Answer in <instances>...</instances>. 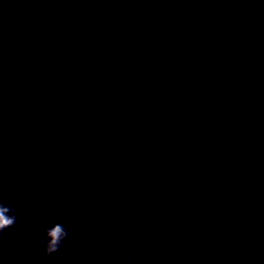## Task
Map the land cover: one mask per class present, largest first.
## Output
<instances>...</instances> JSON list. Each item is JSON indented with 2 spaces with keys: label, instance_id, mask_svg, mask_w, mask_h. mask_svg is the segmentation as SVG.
Masks as SVG:
<instances>
[{
  "label": "water",
  "instance_id": "95a60500",
  "mask_svg": "<svg viewBox=\"0 0 264 264\" xmlns=\"http://www.w3.org/2000/svg\"><path fill=\"white\" fill-rule=\"evenodd\" d=\"M0 201L2 264H264V0H0Z\"/></svg>",
  "mask_w": 264,
  "mask_h": 264
},
{
  "label": "clouds",
  "instance_id": "9594fccd",
  "mask_svg": "<svg viewBox=\"0 0 264 264\" xmlns=\"http://www.w3.org/2000/svg\"><path fill=\"white\" fill-rule=\"evenodd\" d=\"M16 222V215L12 208L5 206V203L0 201V234L5 230L12 228ZM69 232L62 223L57 224L52 228H45L40 238V243L43 246L45 256L56 254L68 239ZM131 257L123 256L120 264H130ZM2 264V261H0Z\"/></svg>",
  "mask_w": 264,
  "mask_h": 264
}]
</instances>
